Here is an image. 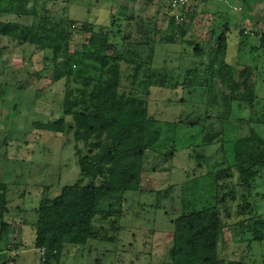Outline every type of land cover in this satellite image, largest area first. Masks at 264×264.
Returning <instances> with one entry per match:
<instances>
[{"label":"trees","instance_id":"1","mask_svg":"<svg viewBox=\"0 0 264 264\" xmlns=\"http://www.w3.org/2000/svg\"><path fill=\"white\" fill-rule=\"evenodd\" d=\"M39 1L46 0H0V36L50 50L54 80L65 82L61 130L73 133L80 177L56 197L40 201L35 238V247L45 250L40 264H60L66 246L111 239L109 231L121 229L127 193L141 190L147 152L158 154L164 161L174 157L175 141L167 152L162 151L175 139L177 131L174 128L173 134L172 127L178 123L161 122L150 112L152 88L166 84L162 75L160 83L155 84V73L145 56L155 53L157 42L180 43L178 39L184 34L179 35L177 23H186L194 12L183 8L180 14L185 19L177 21L178 12L170 10L168 28L161 40L156 24L128 14L124 7L121 13L112 14L108 29L95 31L87 23L82 26L89 36L79 44L73 42L74 21L55 17L48 9L40 10ZM9 16L15 20H5ZM27 18H32L31 24L21 22ZM133 21L139 26L135 41L131 37ZM224 28L217 37L215 51L223 57L228 49L230 24ZM248 34L240 31L242 37ZM256 36L260 39L258 49L264 51V32ZM202 50L196 43L194 51ZM207 72L206 85L193 83L201 77L198 71L197 76L187 80L191 81L190 88L197 85L209 89L212 97L208 104L212 108L199 121L212 118L220 125L225 162L208 174L215 183L214 202L182 211L171 220V245L163 264H264V211L260 202L264 195L260 199V193L255 192V180L264 169V97L256 90L260 68L223 62L222 66H210ZM177 80L176 86L172 82L165 87L180 86ZM242 109L248 110V116L240 115ZM227 127L236 132L233 162L225 158ZM165 133H171V138L163 143ZM201 145L210 146L211 140ZM195 157L204 159L201 155ZM9 213L8 187L0 182L3 264L9 263L7 257L2 259L7 249L1 245ZM230 247L235 248L233 258H227Z\"/></svg>","mask_w":264,"mask_h":264},{"label":"rangeland","instance_id":"2","mask_svg":"<svg viewBox=\"0 0 264 264\" xmlns=\"http://www.w3.org/2000/svg\"><path fill=\"white\" fill-rule=\"evenodd\" d=\"M251 2H194L190 10L194 12L192 18L184 24L177 23L179 35L184 34L178 39L182 41L169 45L157 42L155 53L145 56L155 73V84L160 83V75L166 85L174 82L176 86L177 78L180 80L178 87H153L150 97L152 116L161 122L178 123L172 127L173 134L174 128L177 131L175 139L163 147L162 153L167 152L173 141L177 150L171 161L147 152L144 157L147 170L141 190L127 193L125 214L119 222L121 229L109 231L111 239L92 240L85 246H66L60 264H163L171 245V220L182 211L214 202L215 183L208 174L225 162L219 136L221 129L212 118L199 121L211 110L208 103L212 96L207 86L190 88L191 81L187 79L197 76L195 72L198 71L201 77L193 79V83L200 81L206 85L207 69L222 66L223 62L229 66H257L260 76L256 90L264 97V51L258 49L260 39L256 36L264 32V0ZM38 7L48 9L55 17L73 20V42L79 44L85 43L89 36L83 33L82 26L87 23L88 28L95 31L108 29L112 25V14L121 13L124 7L128 8V14L156 24L157 38L161 40L167 31L171 11L184 12L183 8L172 9L168 0H138L137 3L129 0H46L39 1ZM13 19V16L5 18ZM21 22L31 24L32 18ZM227 23L231 29L223 57L215 53L216 41ZM131 24V37L135 41L139 26L135 21ZM241 30L249 34L242 37ZM196 43L203 48L198 53L194 51ZM0 48V182L8 187L10 211L5 219L9 222L8 229L2 236L1 245L7 249L2 259L7 257L8 264H40V251L35 247L40 201L56 197L80 177L73 133L61 130L65 82L54 80L50 50L1 36ZM240 115L248 116V110L242 109ZM226 133L225 158L233 162L232 143L236 132L227 127ZM167 138H171V133H165L162 142ZM209 139L211 145L203 147L201 144ZM255 186V192L260 193L262 199L263 168ZM263 201H260L261 212L264 211ZM234 250V247L228 249L227 258H233Z\"/></svg>","mask_w":264,"mask_h":264},{"label":"built area","instance_id":"3","mask_svg":"<svg viewBox=\"0 0 264 264\" xmlns=\"http://www.w3.org/2000/svg\"><path fill=\"white\" fill-rule=\"evenodd\" d=\"M168 3L174 9L186 8L189 10L192 7L191 5L194 3V0H168ZM175 18L177 21H183L185 19V17H183V15L180 13H176ZM39 251H40L41 258L44 261L43 257L45 254V250L41 249Z\"/></svg>","mask_w":264,"mask_h":264},{"label":"crops","instance_id":"4","mask_svg":"<svg viewBox=\"0 0 264 264\" xmlns=\"http://www.w3.org/2000/svg\"><path fill=\"white\" fill-rule=\"evenodd\" d=\"M130 2H131V0H129ZM138 1V0H137ZM137 1L136 2H134V3H137Z\"/></svg>","mask_w":264,"mask_h":264}]
</instances>
